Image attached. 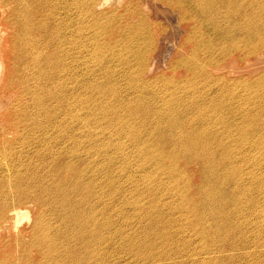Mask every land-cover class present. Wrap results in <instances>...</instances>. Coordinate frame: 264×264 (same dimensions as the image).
Wrapping results in <instances>:
<instances>
[{
    "label": "bare ground",
    "instance_id": "bare-ground-1",
    "mask_svg": "<svg viewBox=\"0 0 264 264\" xmlns=\"http://www.w3.org/2000/svg\"><path fill=\"white\" fill-rule=\"evenodd\" d=\"M108 1L0 0L9 27L0 65L20 85L0 113V161L10 172L3 176L0 162V188L11 186L0 196V234L8 233L0 256L6 264H179L172 256L192 249L205 256L191 264L246 256L264 264V200L260 208L250 193L238 198L245 154L257 150L264 164V71L239 94L215 76L225 62L264 59V0L161 1L188 45L171 61L186 79L161 78L216 94L184 106L176 90L169 101L155 96L160 75L145 72L163 30L151 31L130 1L95 12ZM98 65L106 83L98 89L109 88L96 99L89 88ZM202 110L206 117L191 118ZM219 120L225 125L214 129ZM21 219L31 225L17 228Z\"/></svg>",
    "mask_w": 264,
    "mask_h": 264
},
{
    "label": "rangeland",
    "instance_id": "rangeland-1",
    "mask_svg": "<svg viewBox=\"0 0 264 264\" xmlns=\"http://www.w3.org/2000/svg\"><path fill=\"white\" fill-rule=\"evenodd\" d=\"M127 1L131 2L130 3L132 4L131 8H133L139 13L142 12L146 14L148 22L151 24V28H150L151 31L152 30L156 31V28L158 30H163L160 36H158L156 39L154 38L155 46L153 48L152 54L150 55V57L151 56L152 57L149 60V66L145 70L148 76L153 74L160 75V78H158L160 81H158L150 88L151 90L153 89L154 95L158 96L163 93L167 98L166 101H169L172 100L171 96L174 95V90H176L177 92L176 95L185 99V100L176 99V101L182 106H184V103L186 101L203 104L214 100L216 94L212 90L208 89L207 87H203L200 84L197 83L194 84L191 81H188L186 83H181L178 86L172 87L170 83H168L166 80H163V78H161V75L164 76L171 75L177 79H181V78H183V80L186 79L185 78L186 75L184 74V71L182 70L172 71L171 61L181 57H185L188 53V45H186L185 42L183 41L187 29L181 26V22L177 18L174 12L169 11L168 9H166L165 6L161 4L162 0H144L142 2V5L139 4L136 5L135 3L137 2L135 0H109L103 6L95 9V12H101V11L118 12L119 11L118 9L124 7V4ZM5 9H6V5L0 3V37L2 39L3 36H6L9 31V27H7L4 20L6 17ZM87 17H89V15ZM134 21H136V19ZM203 30L207 31L206 28H203ZM1 38H0V46L2 45ZM258 60L259 59L253 58L251 61L245 63H241L237 60H235L234 63L225 62L219 65L217 67L218 69L216 68L217 73L215 74V76H220L223 79H225L228 83L230 91L234 94H239L243 92L245 89L243 81L245 80L250 81L255 77H257L259 73L264 71V59L261 61ZM1 61L2 58H0V62ZM96 67L97 69L92 75V81H90L89 90L90 92L93 93L94 95L93 98L99 99L101 98L104 92H108L109 87H106L104 91H99L98 85L99 84L103 85L106 83H104L105 79L102 77L103 76L102 71L100 70L98 72V67H100V65ZM206 69H208V67H206ZM13 77L15 76H13V74L7 70L6 65L2 63V65H0V113L4 112L8 108V106H12L16 98L20 96L18 93L20 89V85L19 86L17 85V82L13 80ZM207 84H211V83H207ZM29 101H30V97H25L23 98V100H20L19 102L26 103ZM155 102L156 101H154V103ZM208 113H209L208 111L202 110L200 112L191 114V118L196 119V117H206ZM225 116L230 118V121L235 118V115H225ZM2 124L6 126L5 122H2ZM224 125L225 124L221 123L219 120L218 122L215 123L214 129H220ZM236 126L245 127L246 125L245 123H238ZM6 136L10 137L11 135L9 134ZM258 155L259 152L257 150H251L250 155L245 154V159H242L240 161L241 178L239 180L242 184H244V188L240 189L241 193H239L238 198H240V200H243L250 193L255 196V199H257L261 208L263 206L264 197L262 194V189H261L262 187L260 185L262 184L264 186V164H261L260 160L257 159ZM0 162L4 164L3 161ZM3 176L5 177L10 176V172H8L7 167L5 172L3 173ZM3 186L4 187L0 188L2 191L0 195L1 197L6 193V190L11 187V186L10 187L7 186L6 189V185L4 184ZM14 201L15 199H13L9 203L7 208H15L17 205ZM23 206L26 210L30 211L31 215H33V210L35 209V207L32 203L28 201ZM258 224L260 226H264V220L263 221L260 220ZM30 225H31L30 220L21 219V221H19L17 228H21L24 226L27 227ZM0 235L1 236L8 235V233L4 231ZM190 239L193 242V239L191 237ZM155 242L157 243L158 240H155ZM186 243L187 242L185 240L184 242L176 243L172 247H185ZM194 246L195 244L193 243L192 247ZM259 247L260 246L254 244V250L261 249ZM187 251L189 255L188 258H183L182 256L174 255L172 256L174 257L173 258L174 261L178 262L179 264H183V263L191 264L193 262L196 261L199 262L204 259L205 255L203 254H196L195 252L191 256L193 250L189 249ZM0 257H2L0 258V264H6L9 257L8 258H4V256H0ZM248 257L249 256H246L241 261H238V264H250L251 262H249V259L247 260Z\"/></svg>",
    "mask_w": 264,
    "mask_h": 264
}]
</instances>
